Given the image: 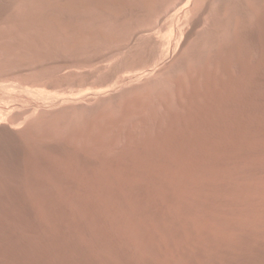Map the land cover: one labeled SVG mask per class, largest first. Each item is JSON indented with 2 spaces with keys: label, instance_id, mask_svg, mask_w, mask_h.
Masks as SVG:
<instances>
[{
  "label": "rangeland",
  "instance_id": "rangeland-1",
  "mask_svg": "<svg viewBox=\"0 0 264 264\" xmlns=\"http://www.w3.org/2000/svg\"><path fill=\"white\" fill-rule=\"evenodd\" d=\"M10 1L0 0V264H264V0H77L74 12L65 0Z\"/></svg>",
  "mask_w": 264,
  "mask_h": 264
},
{
  "label": "bare ground",
  "instance_id": "bare-ground-1",
  "mask_svg": "<svg viewBox=\"0 0 264 264\" xmlns=\"http://www.w3.org/2000/svg\"><path fill=\"white\" fill-rule=\"evenodd\" d=\"M1 1H2V0H1ZM9 1H10V0H9ZM13 1H14V0H13ZM30 1H31V0H30ZM33 1H34V0H32V3H30V4H33ZM35 1H36V0H35ZM66 1H71V0H65V2H64V1H63V2L66 3L70 9L73 8V12H74V9H77V6H79L78 3H80V0L78 1V3H76L77 0H76L75 2H74V1L66 2ZM89 1H93V0H89ZM184 1L187 2L186 4H188V3H190L191 0H183V2H184ZM202 1H203V0H202ZM204 1H205V0H204ZM206 1H207V0H206ZM4 2H7V0H6V1L4 0ZM10 2H11V1H10ZM21 2H22V1H21ZM21 2H19V3H21ZM36 2H37V1H36ZM42 2H43V1H42ZM85 2L87 3L88 1L86 0ZM97 2H98V1H97ZM99 2H100V1H99ZM99 2H98V4H100ZM102 2H103V1H102ZM178 2H179V1H178ZM180 2H181V1H180ZM183 2H182V4H185V2H184V3H183ZM253 2H254V1H253ZM19 3H18V4H19ZM23 3H24V2H23ZM23 3H22V5L25 6V4H23ZM38 3H39V2H38ZM64 3H62V4H64ZM83 3H84V2H83ZM90 3H91V2H90ZM90 3H89V5H90ZM94 3H95V2H94ZM94 3L92 2V4H94ZM105 3H106V2H105ZM203 3H204V2H203ZM0 4H1V3H0ZM3 4H5V3H3ZM9 4H10V3H9ZM15 4H16V3H15ZM27 4H28V3H27ZM30 4H29V7H30ZM66 4H64V6H66ZM84 4H85V3H84ZM102 4H104V3H102ZM176 4H177V3H176ZM42 5H43V4H42ZM85 5H86V4H85ZM85 5L82 4V6H85ZM89 5H86V6H89ZM100 5H101V4H100ZM106 5H108V4H106ZM106 5H104V6H106ZM178 5H180V3H179ZM4 6H6V5H4ZM4 6H3V7H4ZM20 6H21V4H20ZM26 6H28V5H26ZM31 6H32V5H31ZM38 6H39V5H38ZM43 6H44V5H43ZM64 6H63V7H64ZM86 6H85V8H86ZM90 6H92V5H90ZM94 6H95V4H94ZM94 6H93V7H94ZM202 6L204 7V4H203ZM3 7H1V5H0V12L3 10ZM8 7H11V5L8 6ZM8 7H7V8H8ZM21 7H22V6H21ZM33 7H34V5H33ZM46 7H47V5H46ZM63 7H62V8H63ZM93 7H92V8H93ZM97 7H98V6H97ZM102 7H103V6H102ZM177 7H178V6H177ZM4 8L6 9V7H4ZM42 8H43V7H42ZM42 8H41V9H42ZM62 8H61V9H62ZM64 8H67V7H64ZM98 8H99V7H98ZM98 8H97V9H98ZM173 8H174V7H173ZM5 9H4V10H5ZM38 9H40V6H39ZM70 9H68V10H70ZM100 9H104V7L101 8V6H100L99 10H100ZM184 9H185V8H184ZM201 9H202V8H201ZM7 10H8V9H7ZM49 10H50V9H49ZM49 10H48V8H47V9H45L44 12H45L46 16H48V19H49V17H50V22H51V18H52V14H53V13L50 12L51 10H50V11H49ZM104 10H105V9H104ZM106 10H107V9H106ZM28 11H29V10H28ZM80 11H81V9H80ZM88 11H89V10H88ZM102 11H103V10H102ZM195 11H196V10H195ZM262 11H263V10H262ZM39 12H40V11H39ZM42 12H43V11H42ZM166 12H167V14H168V10H167ZM37 13H38V12H37ZM51 13H52V14H51ZM83 13L85 14V12H83ZM89 13H90V12H89ZM212 13H213V12H212ZM259 13H260V11H259ZM35 14H36V13H35ZM56 14H58V12H57ZM65 14H66V12H65ZM74 14H75V13H74ZM90 14H91V13H90ZM96 14H98V13H96ZM100 14H101V13H100ZM188 14H189V13H188ZM21 15H22V14H21ZM28 15H29V13H28ZM31 15H32V17H33V14H31ZM42 15H43V14H42ZM61 15H62V14H61ZM61 15H60V16H61ZM72 15H73V14H72ZM165 15H166V14H165ZM184 15H185V14H184ZM201 15H202V14H201ZM209 15H210V14H209ZM262 15H263V14H262ZM53 16H54V15H53ZM64 16H65V15H64ZM84 16H85V15H84ZM97 16H98V15H97ZM101 16H102V15H101ZM36 17H37V16H36ZM43 17H44V16H43ZM55 17H57V16L55 15ZM58 17H59V16H58ZM58 17L55 18L57 24L59 23L60 26H61V25H63V26L66 25V23L63 21L64 19L62 20V19H60V18H58ZM67 17L70 18L69 16H67ZM89 17H90V16H89ZM98 17H99V16H98ZM189 17H190V15H189ZM46 18H47V17H46ZM78 18H79V17H78ZM99 18H100V17H99ZM102 18H103V17H102ZM102 18H100V19H102ZM22 19H23V18H22ZM22 19H21V21H22ZM30 19H31V18H30ZM38 19H39V18H38ZM53 19H54V18H52V20H53ZM76 19H77V18H76ZM89 19H90V18H89ZM94 19H95V18H94ZM96 19H97V18H96ZM163 19H164V18H163ZM182 19H183V18H182ZM187 19H188V18H187ZM44 20H46V19L44 18ZM77 20H78V19H77ZM80 20H81V19H80ZM160 20H161V19H160ZM184 20H185V19H184ZM191 20H192V19H191ZM257 20H258V19H257ZM9 21H10V20H9ZM69 21H70V20H69ZM92 21H93V20H92ZM92 21H91V22H92ZM100 21H101V20H100ZM100 21H99V22H100ZM193 21H194V20H193ZM254 21H256V20H254ZM22 22H23V21H22ZM26 22H27V21H26ZM44 22H45V21H44ZM72 22H73V21H72ZM76 22H77V21H76ZM86 22H89V21L86 20ZM99 22H98V23H99ZM102 22H103V21H102ZM159 22H160V21H159ZM171 22H172V21H170V23H171ZM196 22H197V21H196ZM33 23H34V22H33ZM95 23H96V22H95ZM172 23H173V22H172ZM185 23H186V22H185ZM185 23H184V24H185ZM199 23H200V22H199ZM256 23H257V22H256ZM48 24H49V22H48ZM59 24H58V25H59ZM71 24H72V23H71ZM81 24H82V23H81ZM96 24H97V23H96ZM99 24H100V23H99ZM158 24H159V23H158ZM227 24H228V23H227ZM227 24H226V25H227ZM254 24H255V23H254ZM6 25H7V24H6ZM25 25H27V24H25ZM46 25H47V24H46ZM49 25H50V24H49ZM83 25H84V24H83ZM169 25H170V24H169ZM179 25H180V24H179ZM257 25H258V24H257ZM257 25H255V26H257ZM262 25H263V24H262ZM7 26H9V25H7ZM7 26H6V27H7ZM28 26H29V25H28ZM35 26H36L35 28H38V26H37L36 24H35ZM53 26H54V25H53ZM53 26H52V27H53ZM158 26H159V25H158ZM163 26H164V25H163ZM23 27H24V26H23ZM33 27H34V26H33ZM48 27H49V26H48ZM172 27H173V25H172ZM177 27H178V26H177ZM191 27H192V26H191ZM259 27H261V26H259ZM259 27H258V29H259ZM54 28H55V26H54ZM69 28H71V26H70ZM189 28H190V27H189ZM44 29H45V28H43V30H44ZM60 29H61V28H60ZM73 29H74V28H73ZM155 29H156V28H155ZM157 29H158V28H157ZM179 29H180V28H179ZM187 29H188V27H187ZM192 29H194V28H192ZM244 29H245V28H244ZM258 29H257V31H258ZM37 30H38V29H37ZM37 30H36V31H37ZM50 30H51V29H50ZM61 30H62V29H61ZM162 30H163V28H162ZM190 30H191V29H190ZM262 30H263V29H262ZM9 31H10V30H9ZM40 31H41V29H40ZM44 31H46V30H44ZM71 31H72V30H71ZM163 31H164V30H163ZM180 31H181V30H180ZM185 31H186V30H185ZM248 31H249V30H248ZM259 31H260V30H259ZM7 32H8V30H7ZM22 32H23V30H22ZM27 32H28V31H27ZM37 32H39V31H37ZM46 32H48V31H46ZM51 32H52V31H51ZM65 32H66V31H65ZM165 32H166V31H165ZM183 32H184V29H183ZM189 32H190V31H189ZM35 33H36V32H35ZM35 33H34V34H35ZM44 33H45V32H44ZM44 33H43V35H44ZM53 33H54V32H53ZM66 33H67V32H66ZM71 33H72V32H71ZM78 33H80V31H79ZM170 33H171V32H170ZM181 33H182V32H181ZM22 34H23V33H22ZM29 34H30V33H29ZM47 34H48V33H47ZM47 34H46V35H47ZM50 34L52 35V33H50ZM54 34H55V33H54ZM73 34H74V33H73ZM101 34H102V33H101ZM171 34H172V33H171ZM188 34H189V33H187V35H188ZM252 34H253V33H252ZM8 35H9V34H8ZM37 35H38V34H37ZM40 35H42V34L39 33V36H40ZM48 35H49V34H48ZM51 35H49V36H51ZM64 35H65V33L63 34V36H64ZM71 35H72V34H70V36H71ZM76 35H77V34H76ZM78 35H80V34H78ZM98 35H100V34H98ZM181 35H182V34H181ZM246 35H247V34H246ZM254 35H255V34H254ZM24 36H25V35H24ZM26 36H27V35H26ZM35 36H36V34H35ZM55 36H56V35H55ZM55 36H54V37L52 36V37L55 38ZM63 36H62V37H63ZM74 36H75V35H74ZM101 36H102V35H101ZM101 36H100V37H101ZM137 36H138V35H137ZM185 36H186V35H185ZM228 36H229V35H228ZM263 36H264V35H263ZM9 37H11V36H9ZM29 37H30V36H29ZM31 37H32V36H31ZM67 37H68V36H67ZM102 37H103V36H102ZM168 37H169V36H168ZM186 37H187V36H186ZM186 37H185V38H186ZM222 37H223V36H222ZM244 37H245V36H244ZM248 37H250V36H248ZM32 38H34V37H32ZM32 38H30V39H32ZM36 38H37V37H36ZM38 38H39V37H38ZM50 38H51V37H50ZM94 38H95V37H94ZM138 38H140V37H138ZM169 38H170V37H169ZM225 38H226V40H227L228 37L225 36ZM251 38H252V37H251ZM22 39H23V37H22ZM42 39H43V38H42ZM44 39H45V37H44ZM62 39H63V38H62ZM64 39H65V38H64ZM67 39H68V38H67ZM92 39H93V37H92ZM99 39H101V38H99ZM102 39H103V38H102ZM141 39H142V38H141ZM247 39H248V38H247ZM249 39H250V38H249ZM263 39H264V38H263ZM32 40L34 41V39H32ZM47 40H48V39H47ZM55 40H56V39H55ZM95 40H96V39H95ZM152 40H153V39H151V40L149 39V40H148V43H149V41H152ZM181 40H182V39H181ZM216 40H219V41H220L219 37H218V39H216ZM223 40H224V39H223ZM252 40H253V39H252ZM21 41H22V40H21ZM35 41H36V40H35ZM35 41H34V43H35ZM37 41H38V39H37ZM40 41H41V40H40ZM40 41H39V43H40ZM42 41H43V40H42ZM53 41H54V40H53ZM100 41H101V40H100ZM142 41H143V40H141V42H142ZM144 41H146V40H144ZM221 41H222V39H221ZM224 41H225V40H224ZM49 42H50V40H49ZM51 42H52V41H51ZM55 42H57V40H56ZM55 42H54V44H55ZM137 42H139V39H138ZM181 42H182V41H181ZM255 42H256V41H255ZM9 43H10V42H9ZM34 43H33V44H34ZM36 43H37V42H36ZM41 43H42V42H41ZM57 43H60V42H57ZM100 43H102V41H101ZM134 43H135V42H134ZM134 43H133V44H134ZM142 43H143V42H142ZM150 43H151V42H150ZM152 43H153V44H152L153 46H150V47H153V48H154V46H155V45H154V42H152ZM155 43H156V42H155ZM167 43H168V42H167ZM196 43H197V42H196ZM226 43H227V42H226ZM259 43H260V42H259ZM21 44H22V43H21ZM25 44H27L26 47H28V44H30V47H31V42H30V43H26V41H25ZM45 44H46V43H45ZM139 44H140V43H139ZM139 44H138V45H139ZM146 44H147V42H146L144 45L146 46ZM260 44H261V43H260ZM22 45H24V44H22ZM34 45H36V44H34ZM39 45H40V44H39ZM102 45H103V44H102ZM149 45H150V44H149ZM163 45H164V44H163ZM195 45H196V44H195ZM226 45H227V44H225V46H226ZM258 45H259V44H258ZM19 46H20V45H19ZM32 46H33V45H32ZM166 46H168V45L166 44ZM230 46H231V45H230ZM261 46H262V45H261ZM263 46H264V45H263ZM33 47H34V46H33ZM33 47H32V48H33ZM40 47L42 48L41 45H40ZM40 47H37V48L40 49ZM134 47H135V46H134ZM141 47H142V46H141ZM147 47H149V46H147ZM214 47H215V45H214ZM214 47H211V48H214ZM256 47H257V46H256ZM20 48H21V47H20ZM22 48H23V47H22ZM35 48H36V46H35ZM138 48H140V47H138ZM162 48H163V47H162ZM47 49H48V51H50L51 48H50V49L47 48ZM144 49H145V48H144ZM144 49L141 50V51H144ZM148 49H149V48H148ZM164 49H165V48H164ZM177 49H178V48H177ZM215 49H216V48H215ZM227 49H228V47H227ZM255 49H256V48H255ZM258 49H259V48H258ZM16 50H17V49H16ZM16 50H15V51H16ZM20 50H22V49H20ZM20 50H19V51H16V52L19 53ZM25 50H28V48L25 49ZM31 50H32V49H31ZM36 50H37V49H36ZM44 50H45V49H44ZM154 50H155V49H153V51H152V49H151L149 52L152 51V53H153ZM221 50H222V49H221ZM256 50H257V49H256ZM256 50H255V51H256ZM56 51H57V50H56ZM214 51H215V50H214ZM261 51H264V49L260 50V52H261ZM2 52H3V51H2ZM22 52H23V53L25 52V51H24V48H23V50H22L20 53H22ZM31 52H32V51H31ZM38 52H39V51H38ZM50 52H51V51H50ZM50 52H48V53H50ZM128 52H129V51H128ZM139 52H140V51H138V53H139ZM145 52H146V49H145ZM176 52H177V50H176ZM196 52H197V51H196ZM212 52H213V51H212ZM260 52H259V53H260ZM23 53H22V54H23ZM46 53H47V51H46ZM138 53H137V54H138ZM143 53H144V52H143ZM193 53H194V52H193ZM27 54L30 55L31 53L29 54V52H27ZM39 54H40V53H39ZM43 54H44V53H43ZM50 54H51V53H50ZM53 54H54V53H53ZM124 54H125V53H124ZM133 54H134V53H133ZM135 54H136V53H135ZM135 54H134V55H135ZM141 54H142V53H141ZM141 54L139 55V57L142 56ZM160 54H161V52H160ZM177 54H178V53H177ZM249 54H251V52H249ZM253 54H255V53H253ZM257 54H258V52H256V56H257ZM263 54H264V53H263ZM19 55H20V54H19ZM24 55H25V53H24ZM28 55H27V56H28ZM126 55H127V54H126ZM129 55H130V54H129ZM143 55H144V54H143ZM154 55H155V53H154ZM154 55H153V56H154ZM198 55H199V54H198ZM211 55H212V54H211ZM214 55H215V54H214ZM239 55H240V54H239ZM239 55H238V56H239ZM247 55H248V54H247ZM25 56H26V55H25ZM25 56H24V59H26ZM38 56H40V55H38ZM41 56H42V55H41ZM41 56H40V57H41ZM43 56L46 57L45 54H44ZM175 56H176V55H175ZM175 56H174V57H175ZM199 56H200V55H199ZM199 56H198V57H199ZM219 56H220V55H219ZM242 56H243V55H242ZM263 56H264V55H263ZM28 57H29V56H28ZM28 57H27V58H28ZM36 57H37V56H36ZM47 57H48V56H47ZM128 57H129V56H128ZM131 57H132V55H131ZM137 57H138V56H137ZM143 57H144V56H143ZM243 57H244V56H243ZM252 57H253V56H252ZM254 57H255V56H254ZM259 57H260V56H259ZM52 58H53V57H52ZM55 58H57V57H55ZM129 58H130V57H129ZM132 58H133V57H132ZM132 58H131V59H132ZM141 58H142V57H141ZM146 58H147V56H146ZM214 58L216 59V57H214ZM236 58H237V57H236ZM240 58H241V57H239V59H240ZM256 58H258V57H256ZM260 58H261V57H260ZM28 59H30V58H28ZM31 59H32V58H31ZM36 59H38V61H39V58H36ZM43 59H44V58H43ZM49 59H50V58H49ZM120 59H121V58H120ZM134 59H135V57H134ZM144 59H145V58H144ZM148 59H149V58H148ZM159 59H160V58H159ZM230 59H231V58H230ZM234 59H235V58H234ZM241 59H242V58H241ZM46 60H48V58H46ZM102 60H103V59H102ZM135 60H137V59H135ZM138 60H140V59H138ZM138 60H137V61H138ZM142 60H143V59H142ZM151 60L154 61V59H151ZM168 60H169V59H168ZM244 60H246V59H244ZM258 60H259V59H258ZM260 60H261V59H260ZM260 60H259V61H260ZM22 61H23V60H22ZM29 61H30V60H29ZM32 61H33V59H32ZM40 61H41V60H40ZM40 61H39V62H40ZM50 61H51V60H50ZM56 61H58V58H57ZM129 61H130V59H129ZM149 61H150V60H149ZM149 61H148V62H149ZM153 61H152V62H153ZM261 61H262V60H261ZM261 61H260V62H261ZM20 62H21V61H20ZM23 62H24V61H23ZM47 62H48V61H46L45 63H47ZM58 62H59V61H58ZM63 62H64V61H63ZM101 62H102V61H101ZM101 62H100V63H101ZM118 62H119V61H118ZM134 62H135V61H134ZM134 62H133V63H134ZM138 62H139V61H138ZM141 62H142V61H141ZM141 62H140V63H141ZM143 62H144V61H143ZM156 62H157V61H156ZM235 62H237V61H234V63H235ZM28 63H29V62H28ZM36 63H38V62H36ZM42 63H44V62H42ZM42 63L40 62V64H42ZM115 63H116V62H115ZM122 63L124 64V62H122ZM133 63H132V64H133ZM140 63H139V64H140ZM145 63H146V62H145ZM242 63H243V62H242ZM251 63H252V62H251ZM251 63H250V64H251ZM253 63H254V62H253ZM263 63H264V62H263ZM26 64H27V62H26ZM32 64H33V62H32ZM40 64H39V67H40ZM48 64H49V63H48ZM54 64H55V63H54ZM83 64H85V63H83ZM86 64H87V63H86ZM89 64H90V63H89ZM136 64H137V63H136ZM152 64H154V63H152ZM228 64H229V63H228ZM239 64H240V63H239ZM246 64H247V63H246ZM255 64H256V63H255ZM15 65H16V63H15ZM72 65H74V64H72ZM87 65H88V64H87ZM125 65H126V64H125ZM129 65H130V64H129ZM145 65H146V64H145ZM233 65H234V67H235V64H233ZM252 65H253V64H252ZM259 65H260V63H259ZM259 65H257V66H259ZM21 66H22V65H21ZM27 66L29 67V65H27ZM57 66H58V65H57ZM68 66H69V65H67V69H68ZM70 66H71V65H70ZM82 66H83V65H82ZM82 66H81L80 68H82ZM93 66H94V65H93ZM139 66H140V65H139ZM149 66H150V65H149ZM153 66H154V65H153ZM229 66H230V65H229ZM236 66H237V65H236ZM244 66H245V65H244ZM244 66H243V67H244ZM263 66H264V65H263ZM263 66H262V67H263ZM18 67H19V65H18ZM22 67H23V66H22ZM41 67H42V66H41ZM48 67H49V66H48ZM78 67H79V65H78ZM83 67H87V66L85 65V66H83ZM101 67H102V66H101ZM114 67H115V66H114ZM151 67H152V66H151ZM245 67H246V66H245ZM247 67H248V66H247ZM253 67H254V66H253ZM259 67H260V66H259ZM34 68H35V67H34ZM42 68H44V67H42ZM53 68H55V67H53ZM56 68H57V67H56ZM63 68H64V67H63ZM72 68H77V67H72ZM80 68H79V69H80ZM87 68H88V67H87ZM115 68H116V67H115ZM141 68H142V66H141ZM232 68H233V67H232ZM249 68H250V67H249ZM14 69H15V68H14ZM19 69H20V68H19ZM23 69H24V68H23ZM25 69H27L26 66H25ZM39 69H40V68H39ZM49 69H50V68H49ZM49 69H48V70H49ZM58 69H59V68H58ZM60 69H61V68H60ZM83 69H84V68H83ZM96 69H97V68H96ZM102 69H103V70H101V68H100L99 70H100V71H104V70H105L104 68H102ZM111 69H112V68H111ZM136 69H137V68H136ZM138 69H140V67H139ZM138 69H137V70H138ZM150 69H152V68H150ZM205 69H206V68H205ZM229 69H231V68H229ZM258 69L261 70V68H258ZM263 69H264V68H263ZM20 70H21V69H20ZM41 70H42V69H41ZM41 70H40V72H41ZM45 70H47V69H45ZM50 70H52V69H50ZM54 70H55V69H54ZM56 70H57V69H56ZM97 70H98V69H97ZM109 70H110V69H109ZM112 70H113V69H112ZM115 70H116V69H115ZM117 70H118V68H117ZM124 70L126 71L127 68L124 69ZM137 70H135V71H137ZM209 70H210V69H209ZM247 70H248V69H247ZM16 71H18L17 68H16ZM36 71H37V70H36ZM38 71H39V70H38ZM42 71H44V69H43ZM73 71H75V69H74ZM86 71H87V70H86ZM90 71H92V70H90ZM90 71H88L89 74H90ZM106 71H108V70H106ZM113 71H114V70H113ZM135 71H134V72H135ZM140 71H141V70H140ZM144 71H146V70H144ZM230 71H233V70H230ZM50 72H53V71H50ZM58 72H59V71H58ZM76 72L78 73L77 70H76ZM76 72H74V73H76ZM94 72H96V71H94ZM118 72H119V71H118ZM121 72H122V71H121ZM233 72H235V71H233ZM241 72H242V71H241ZM247 72L250 73V71H247ZM260 72H261V71H260ZM9 73H10V72H9ZM12 73H14V72H12ZM60 73H61V72H60ZM65 73H66V72H65ZM84 73H85V72H84ZM109 73H110V72H109ZM129 73H131V70H130ZM144 73H145V72H144ZM204 73H205V72H204ZM207 73H208V72H207ZM207 73H206V74H207ZM218 73H219V71H218ZM218 73H216V75H217ZM229 73H230V72H229ZM231 73H232V72H231ZM242 73H243V72H242ZM249 73H248V74H249ZM256 73H257V72H256ZM52 74H53V73H52ZM52 74H51V75H52ZM71 74H73V72H72ZM71 74H70V75H71ZM85 74H86V73H85ZM95 74H96V73H95ZM95 74H93V75L95 76ZM106 74H107V72H106ZM111 74H112V73H111ZM124 74L126 75V73H124ZM220 74H221V73H220ZM224 74H225V73H224ZM237 74H238V73H237ZM244 74H245V73H244ZM28 75H29V74H28ZM28 75H27V76H28ZM30 75H31V74H30ZM30 75H29V76H30ZM60 75H61V74H60ZM70 75H69V76H70ZM75 75H76V74H75ZM75 75H72V76H75ZM77 75H78V74H77ZM93 75L91 74V76H93ZM102 75H103V74H102ZM107 75L109 76V74H107ZM128 75H129V74H128ZM207 75H208V74H207ZM210 75H211V74H210ZM229 75H230V74H229ZM229 75H227V76H229ZM235 75H236V74H235ZM256 75H257V74H256ZM256 75H255V76H256ZM258 75H260V74H258ZM263 75H264V74H263ZM19 76H20V75H19ZM56 76H57V75H56ZM64 76H65V75H64ZM64 76H62V78H63ZM81 76H82V74H81ZM88 76H89V75H88ZM105 76H106V75H105ZM108 76H107V77H108ZM113 76H114V75H113ZM201 76H202V75H201ZM233 76H234V75H233ZM244 76H245V75H244ZM246 76H247V75H246ZM6 77H8V76H6ZM6 77H5V78H6ZM13 77H14V76H13ZM22 77H23V76H22ZM22 77H21V78H22ZM40 77L42 78V76H40ZM45 77H46V76H45ZM45 77H44V79H45ZM47 77H50V75L47 76ZM51 77H52V76H51ZM84 77H85V75H84ZM196 77H197V76H196ZM217 77H219V76H217ZM223 77H225V79H226V76H223ZM229 77H230V76H229ZM234 77H235V76H234ZM258 77H259V76H258ZM258 77H257V78L254 77L255 80H259ZM8 78H9V77H8ZM26 78H27V77H26ZM57 78H59V77H57ZM86 78H87V77H86ZM90 78H91V77H90ZM99 78H100V75H99ZM102 78H103V77H102ZM110 78H111V77H110ZM113 78H114V77H113ZM113 78H112V80H113ZM215 78H216V77H215ZM240 78H242V77H240ZM246 78H247V77H246ZM9 79H10V78H9ZM24 79H25V78H23V81H24ZM32 79H33V78H32ZM53 79H54V78H53ZM55 79H56V77H55ZM55 79H54V80H55ZM92 79H94V78H92ZM216 79H218V78H216ZM235 79H236V78H235ZM252 79H253V77H252ZM1 80H2V79H1ZM33 80H34V79H33ZM35 80H36V79H35ZM39 80H40V79H39ZM46 80H47V78H46ZM54 80H53V81H54ZM62 80H64V79H62ZM62 80H61V81H62ZM84 80H85V79H84ZM86 80L89 81L88 79H86ZM86 80H85V82H86ZM99 80H100V79H99ZM99 80L95 81L94 84H95L96 82H98ZM102 80H104V79H102ZM102 80H101V81H102ZM114 80H115V79H114ZM195 80H196V79H195ZM201 80H202V79H201ZM205 80H206V79H205ZM226 80H227V79H226ZM245 80H246V79H245ZM253 80H254V79H253ZM14 81H15V80H14ZM23 81H22V82H23ZM49 81H50V79H49ZM51 81H52V80H51ZM90 81H91V80H90ZM105 81H106V79H105ZM215 81H216V80H215ZM219 81H220V79H219ZM224 81H225V80H224ZM234 81H235V80H234ZM26 82H27V81H26ZM28 82H29V81H28ZM28 82H27V83H28ZM46 82H47V81H46ZM56 82H57V81H56ZM56 82H54V83H56ZM66 82H67V81H66ZM68 82H70V81H68ZM92 82H93V81H92ZM106 82H108V81H106ZM197 82H198V81H197ZM202 82H203V81H202ZM209 82H210V81H209ZM221 82H222V81H221ZM241 82H244V81L241 80ZM262 82H263V81H262ZM4 83H5V82H4ZM9 83H10V82H9ZM24 83H25V82H24ZM31 83H33V82H31ZM37 83H38V80H37ZM61 83H62V82H61ZM73 83H75V82H73ZM99 83H101V82H99ZM108 83H109V82H108ZM2 84H3V83H2ZM40 84H41V83H40ZM46 84H47V83H46ZM49 84H50V82H49ZM57 84H58V83H57ZM57 84H56V86H57ZM66 84H67V83H66ZM200 84H201V83H200ZM227 84H228V83H227ZM13 85H14V84H13ZM15 85H16V84H15ZM29 85H30V84H29ZM47 85H48V84H47ZM51 85H52V83H51ZM61 85H62V84H61ZM69 85H70V84H69ZM77 85H78V83H77ZM82 85H83V84H82ZM87 85H88V83H87ZM129 85H130V84H129ZM220 85H222V84H220ZM225 85H226V84H225ZM237 85H238V84H237ZM239 85H240V81H239ZM243 85H244V84H243ZM247 85H248V82H247ZM261 85H262V84H261ZM7 86H8V84H7ZM16 86H17V85H16ZM18 86H19V85H18ZM18 86H17V87H18ZM39 86H40V85H39ZM41 86H44V85L41 84ZM65 86H66V85H65ZM71 86H73V85H71ZM80 86H81V85H80ZM98 86H100V85H98ZM103 86H104V84H103ZM107 86H108V85H107ZM107 86L105 85L106 88H108ZM126 86H127V85H126ZM200 86H201V85H200ZM223 86H224V85H223ZM223 86H222V87H223ZM229 86H230V84H229ZM254 86H256V85H254ZM254 86H253V87H254ZM259 86H260V85H259ZM1 87H2V86H1ZM10 87H11V86H10ZM17 87H15V89H16ZM21 87H22V86H21ZM29 87H30V86H29ZM29 87H28V88H29ZM35 87H38V86L35 85ZM46 87H48V86H46ZM51 87H52V86H51ZM61 87H62V86H61ZM63 87H64V86H63ZM201 87H202V86H201ZM227 87H228V85H227ZM227 87H225V88H227ZM245 87H246V86H245ZM2 88H4V87H2ZM41 88H42V87H41ZM103 88H104V87H103ZM106 88H105V89H106ZM194 88H195V87H194ZM251 88H252V87H251ZM251 88H250V89H251ZM257 88H258V86H257ZM260 88H261V87H260ZM262 88H263V87H262ZM262 88H261V89H262ZM13 89H14V87H13ZM20 89H22V88H20ZM35 89H37V88H35ZM47 89H48V88H47ZM53 89H54V88H53ZM60 89H61V88H60ZM231 89H232V88H231ZM25 90H26V88H25ZM30 90L32 91V89H30ZM41 90H42V89H41ZM54 90H56V89H54ZM110 90H111V89H110ZM193 90H194V89H193ZM225 90H226V89H225ZM243 90H244V89H243ZM245 90H246V88H245ZM258 90H259V89H258ZM12 91H13V90H12ZM28 91H29V89H28ZM42 91H43V90H42ZM62 91H63V89H62ZM98 91H99V90H98ZM102 91H103V90H101V92H102ZM220 91H221V90H220ZM229 91H230V90H229ZM232 91H233V90H232ZM249 91H250V90H249ZM252 91H253V90H252ZM260 91H261V90H260ZM263 91H264V90H263ZM64 92H65V90H64ZM187 92H188V91H187ZM208 92H209V90H208ZM35 93H37V92H35ZM85 93H86V92H85ZM188 93H189V92H188ZM203 93H204V92H203ZM250 93H251V92H250ZM256 93H257V92H256ZM259 93H260V92H259ZM259 93H258V95H259ZM87 94H88V93H87ZM87 94H86V95H87ZM89 94H90V91H89ZM218 94H219V93H218ZM233 94H234V93H233ZM260 94H261V93H260ZM80 95H82V94H80ZM215 95H216V94H215ZM235 95H236V94H235ZM262 95H263V94H262ZM29 96L32 97L31 95H29ZM83 96H84V95H83ZM187 96H188V95H187ZM233 96H234V95H233ZM247 96H248V95H247ZM61 97H62V96H61ZM81 97H82V96H81ZM216 97H217V96H216ZM248 97H249V96H248ZM248 97H247V98H248ZM254 97H255V96H254ZM254 97H253V98H254ZM185 98H186V97H185ZM194 98H195V97H194ZM227 98H228V97H227ZM260 98H261V97H260ZM191 99H192V98H191ZM204 99H205V98H204ZM228 99H229V98H228ZM257 99H259V97H258ZM49 100H50V99H49ZM187 100H188V99H187ZM202 100H203V99H202ZM230 100H231V98H230ZM254 100H255V99H254ZM196 101H197V100H196ZM196 101H195V102H196ZM203 101H204V100H203ZM247 101H248V100H247ZM76 102H77V101H76ZM189 102H190V101H189ZM213 102H214V101H213ZM230 102H231V101H230ZM192 103H193V102H192ZM197 103H198V102H197ZM235 103H236V102H235ZM231 104H232V103H231ZM244 104H245V102H244ZM254 104H255V103H254ZM254 104H253V105H254ZM259 104H260V103H259ZM262 104H263V103H262ZM51 105H52V104H51ZM185 105H186V104H185ZM233 105H234V104H233ZM253 105L251 104V107H252ZM260 105H261V104H260ZM188 106H189V105H188ZM206 106H207V105H206ZM216 106H217V105H216ZM254 106H255V105H254ZM194 107H195V106H194ZM209 107H210V106H209ZM203 108H204V107H203ZM234 108H235V106H234ZM241 108H242V106H241ZM245 108H246V107H245ZM260 108L264 109L262 106H260ZM180 109H181V108H180ZM183 109H184V108H183ZM181 110H182V109H181ZM193 110H194V109H193ZM201 110H202V109H201ZM225 110H226V109H225ZM232 110H233V109H232ZM194 111H196V109H195ZM209 111H210V110H209ZM251 111H252V110H251ZM258 111H259V110H258ZM236 112H237V110H236ZM236 112H235V113H236ZM238 112H239V111H238ZM195 113H196V112H195ZM263 113H264V112H263ZM196 114H197V113H196ZM227 114H228V113H227ZM232 114H233V113H232ZM259 114H260V113H259ZM222 115H223V114H222ZM262 115H263V114H262ZM187 116H189V115H187ZM196 116H197V115H196ZM237 116H238V115H237ZM249 116H250V115H249ZM191 117H193V116H191ZM215 117H216V116H215ZM245 117H246V116H245ZM253 117H254V116H253ZM260 117H261V115H260ZM181 118H182V117H181ZM194 118H195V117H194ZM225 118H227V117H225ZM191 119H192V118H191ZM199 119H200V118H199ZM206 119H207V118H206ZM222 119H224V118H222ZM247 119H248V118H247ZM201 120H202V119H201ZM226 120H227V119H226ZM245 120H246V119H245ZM248 120H249V119H248ZM189 121H190V120H189ZM194 121H195V120H194ZM198 121H199V120H198ZM205 121H206V120H205ZM259 121H261V120H259ZM262 121H263V120H262ZM262 121H261V122H262ZM200 122H201V121H200ZM216 122H217V121H216ZM229 122H230V121H229ZM235 122H236V121H235ZM243 122H245V121H243ZM254 122H255V121H254ZM256 122H257V121H256ZM203 123H204V122H203ZM218 123H219V122H218ZM248 123H250V121H249ZM197 124H198V123H197ZM206 124H207V123H206ZM222 124H223V123H222ZM228 124H229V123H228ZM246 124H247V123H246ZM253 124H254V123H253ZM257 124H258V123H257ZM209 125H210V124H209ZM229 125H230V124H229ZM244 125H245V124H244ZM251 125H252V124H251ZM202 126H203V125H202ZM234 126H235V125H234ZM242 126H243V125H242ZM258 126H260V125H258ZM220 127H222V126H220ZM252 127H253V126H252ZM255 127H256V126H255ZM195 128H196V127H195ZM203 128H206V127H203ZM230 128H233V126L230 127ZM234 128H235V127H234ZM239 128H240V127H239ZM179 129L181 130V128H179ZM184 129H185V128H184ZM206 129H208V128H206ZM211 129H212V128H211ZM236 129H237V128H236ZM259 129H260V128H259ZM189 130H190V129H189ZM223 130H224V129H223ZM193 131H194V130H193ZM230 131H231V130H230ZM239 131H240V130H239ZM242 131H243V130H242ZM252 131H253V130H252ZM163 132H164V131H163ZM236 132H237V131H236ZM182 133H183V131H182ZM204 133H205V132H204ZM216 133H217V132H216ZM219 133H220V132H219ZM224 133H225V132H224ZM233 133H234V132H233ZM244 133H246V132H244ZM256 133H257V132H256ZM258 133H259V132H258ZM258 133H257V134H258ZM174 134H175V133H174ZM185 134H187V133H185ZM191 134H192V133H191ZM210 134H211V133H210ZM210 134H209V135H210ZM221 134H222V133H221ZM249 134H250V132H249ZM253 134H254V133H253ZM261 134H262V133H261ZM202 135H203V134H202ZM202 135H201V136H202ZM214 135H215V134H214ZM225 135H226V134H225ZM239 135H240V134H239ZM250 135H251V134H250ZM250 135H248V136H250ZM263 135H264V134H263ZM183 136H184V135H183ZM14 137H15V136H14ZM167 137H168V136H167ZM173 137H174V136H173ZM211 137H212V136H211ZM218 137H219V136H218ZM253 137L255 138V136H253ZM182 138H183V137H182ZM190 138H191V137H190ZM194 138H195V137H194ZM239 138H240V137H239ZM239 138H238V139H239ZM260 138H261V137H260ZM174 139H175V138H174ZM184 139H185V138H184ZM208 139H209V138H208ZM247 139H248V138H247ZM168 140H169V139H168ZM189 140H190V139H189ZM197 140H198V139H197ZM229 140H230V139H229ZM241 140H242V139H241ZM172 141H173V138H172ZM176 141H178V140H176ZM191 141H192V140H191ZM165 142H166V141H165ZM169 142H170V141H169ZM182 142H183V141H182ZM186 142H187V141H186ZM214 142H215V141H214ZM220 142H221V141H220ZM184 143H185V142H184ZM190 143H191V142H190ZM209 143H210V142H209ZM229 143H230V142H229ZM231 143H232V142H231ZM243 143H244V140H243ZM251 143H253V142H251ZM251 143H250V144H251ZM254 143H255V141H254ZM174 144H175V143H174ZM177 144H178V143H177ZM193 144H194V143H193ZM195 144H196V143H195ZM224 144H225V143H224ZM166 145H167V144H166ZM183 145H185V144H183ZM183 145H182V146H183ZM189 145H190V144H189ZM198 145H199V144H198ZM198 145H197V146H198ZM214 145H215V144H214ZM214 145H213V146H214ZM218 145H219V144H218ZM260 145H264V144H260ZM202 146H203V145H202ZM204 146H206V145H204ZM209 146H210V145H209ZM215 146H216V145H215ZM230 146H231V145H230ZM256 146H257V145H256ZM169 147H170V146H169ZM169 147H168V148H169ZM185 147H186V146H185ZM195 147H196V146H195ZM216 147H217V146H216ZM218 147H220V146H218ZM243 147H245V144H244ZM180 148H181V146H180ZM198 148H199V147H198ZM201 148H202V147H201ZM208 148H209V147H208ZM208 148H207V150H208ZM212 148H213V147H212ZM225 148H226V146H225ZM245 148H246V147H245ZM183 149H184V147H183ZM204 149H205V147H204ZM18 150H19V149H18ZM186 150H187V149H186ZM227 150H228V148H227ZM234 150H235V149H234ZM240 150H241V149H240ZM2 151H3V150H2ZM236 151H237V150H236ZM242 151H243V150H242ZM257 151H258V150H257ZM257 151H256V152H257ZM178 152H179V151H178ZM217 152H218V151H217ZM222 152H223V151H222ZM226 152H227V151H226ZM18 153H19V152H18ZM183 153H184V152H183ZM188 153H189V152H188ZM188 153H187V154H188ZM193 153H194V152H193ZM201 153H202V152H201ZM207 153H208V152H207ZM236 153H237V152H236ZM185 154H186V153H185ZM208 154H209V153H208ZM219 154H220V152H219ZM219 154H218V155H219ZM222 154H223V153H222ZM256 154H257V153H256ZM228 155H229V154H228ZM257 155H258V154H257ZM238 156H239V155H238ZM259 156H260V155H259ZM263 156H264V155H263ZM183 157H185V156H183ZM235 157H236V156H235ZM240 157H241V156H240ZM185 158H186V157H185ZM187 158H188V157H187ZM218 158H219V157H218ZM3 159H4V158H3ZM188 159H189V158H188ZM193 159H194V158H193ZM195 159H196V158H195ZM224 159H225V158H224ZM234 159H235V158H234ZM190 160H191V159H190ZM177 162H178V161H177ZM192 162H193V161H192ZM206 162H207V161H206ZM214 162H215V161H214ZM221 162H223V160H222ZM189 163H190V162H189ZM202 163H203V162H202ZM208 163H209V162H208ZM224 163L226 164V162H224ZM184 164H185V163H184ZM186 164H187V163H186ZM198 164H199V163H198ZM206 164H207V163H206ZM0 165H1V164H0ZM188 165H189V164H188ZM201 165H202V164H201ZM155 166H156V165H155ZM197 166H198V165H197ZM199 166H200V165H199ZM207 166H209V165H207ZM220 166H221V165H220ZM160 167H161V166H160ZM161 168H162V167H161ZM171 168H172V167H171ZM210 168H211V165H210ZM220 168H221V167H220ZM223 168H224V167H223ZM163 169H164V167H163ZM165 169H166V168H165ZM165 169H164V170H165ZM201 169H202V168H201ZM155 170H156V169H155ZM172 170H173V169H172ZM175 170H176V169H174V171H175ZM188 170H189V169H188ZM193 170H194V169H193ZM203 170H204V169H203ZM205 170H206V169H205ZM207 170H208V169H207ZM222 170H223V169H222ZM150 171H151V170H150ZM156 171H157V170H156ZM184 171H186V170H184ZM162 172H163V171H162ZM170 172H171V171H170ZM204 172H205V171H204ZM151 173H152V172H151ZM156 173H157V172H156ZM167 173H168V172H167ZM174 173H175V172H174ZM191 173H194V172L191 171ZM207 173H208V171H207ZM142 174H143V173H142ZM145 174H147V173H145ZM148 174H150V173H148ZM148 174H147V175H148ZM180 174H181V173H180ZM187 174H188V173H187ZM198 174H200V172H199ZM150 175H151V177H152V174H150ZM158 175H159V174H158ZM158 175H157V176H158ZM169 175H170V173H169ZM173 175H174V174H173ZM141 176H142V175H141ZM143 176H144V175H143ZM153 176H154V175H153ZM191 176H192V175H191ZM13 177H14V176H13ZM138 177H139V176H138ZM144 177H147V176H144ZM161 177H162V176H161ZM161 177H160V178H161ZM170 177H171V176H170ZM172 177H173V176H172ZM219 177H220V176H219ZM157 178H158V177H157ZM185 178H186V177H185ZM196 178H197V177H196ZM145 179H146V178H145ZM197 179H198V178H197ZM134 180H135V179H134ZM147 180H148V179H147ZM159 180H160V179H159ZM171 180H172V179H171ZM174 180H176V179L174 178ZM189 180H190V179H188L187 182H189ZM136 181H138V179H137ZM136 181H135V182H136ZM145 181H146V180H145ZM160 181H161V180H160ZM181 181H182V180H181ZM184 181H185V180H184ZM198 181H199V180H198ZM21 182H22V181H21ZM43 182H44V181H43ZM142 182H143V181H142ZM148 182H149V181H148ZM162 182H163V181H162ZM168 182H170V181H168ZM185 182H186V181H185ZM187 182H186V183H187ZM200 182H201V181H200ZM38 183H40V181H39ZM48 183H49V182H48ZM131 183H132V182H131ZM140 183H141V182H140ZM144 183H145V182H144ZM144 183H143V184H144ZM186 183L183 184V185H186ZM153 184H154V183H153ZM171 184L173 185V183H171ZM175 184H176V183H175ZM3 185H4V184H3ZM161 185H162V184H161ZM201 185H202V184H201ZM101 186H103V185H101ZM136 186H137V185H136ZM177 186H178V185H177ZM179 186H180V185H179ZM7 187H8V186H7ZM145 187H146V186H145ZM169 187H170V185H169ZM175 187H176V186H175ZM141 188L144 189V187H141ZM155 188H156V187H155ZM158 188H159V187H158ZM179 188H180V187H179ZM101 189H102V188H101ZM160 189H161V188H159V192H160ZM162 189H163V188H162ZM103 190H104V189H102V191H103ZM111 190H112V189H111ZM140 190H141V189H140ZM152 190H153V189H152ZM11 191H12V190H11ZM84 191H85V190H84ZM98 191H99V190H98ZM133 191H135V190H133ZM133 191H132V192H133ZM161 191H162V190H161ZM163 191H164V190H163ZM179 191H180V190H179ZM181 191H182V190H181ZM36 192H38V191H36ZM155 192H156V190H155ZM157 192H158V191H157ZM165 192H166V194H167V191H165ZM174 192H175V191H174ZM8 193H9V192H8ZM14 193H15V192H14ZM83 193H84V192H83ZM102 193H103V192H102ZM122 193H123V192H122ZM125 193H126V192H125ZM133 193H134V192H133ZM138 193H139V192H138ZM145 193H146V192H145ZM152 193H153V192H152ZM162 193H163V192H162ZM162 193H161V194H162ZM93 194H94V193H93ZM97 194H98V193H97ZM100 194H101V193H100ZM108 194H109V193H108ZM126 194H127V193H126ZM156 194H157V193H156ZM166 194H165V195H166ZM22 195H23V194H22ZM116 195H117V194H116ZM131 195H132V194H131ZM131 195H129V196H131ZM133 195H134V194H133ZM137 195H138V194H137ZM137 195H136V196H137ZM157 195H158V194H157ZM163 195H164V194H163ZM163 195H162V196H163ZM20 196H21V195H20ZM82 196H83V195H82ZM88 196H89V195H88ZM90 196H91V195H90ZM90 196H89V198H90ZM114 196H115V194H114ZM119 196H120V195H119ZM124 196H126V195H124ZM142 196H143V195H142ZM158 196H159V195H158ZM160 196H161V195H160ZM160 196H159V197H160ZM5 197H6V196H5ZM21 197H22V196H21ZM39 197H40V196H39ZM100 197H101V196H100ZM117 197H118V196H117ZM117 197H116V198H117ZM132 197H133V196H132ZM138 197H139V196H138ZM147 197H148V196H147ZM77 198H78V197H77ZM77 198H76V199H77ZM101 198H102V197H101ZM160 198H161V197H160ZM197 198H198V196H197ZM2 199H3V198H2ZM13 199H14V198H13ZM26 199H27V198H26ZM84 199H85V198H84ZM90 199H91V198H90ZM102 199H103V198H102ZM111 199H112V198H111ZM130 199H131V198H130ZM130 199H129V202H130ZM136 199H137V198H136ZM142 199H143V198H142ZM145 199H146V198H145ZM150 199H151V198H150ZM161 199H162V198H161ZM172 199H173V198H172ZM49 200H50V199H49ZM52 200H53V199H52ZM86 200H87V199H86ZM91 200H92V199H91ZM94 200H95V199H94ZM97 200H98V199H97ZM143 200H144V199H143ZM143 200H142V201H143ZM158 200H159V198H158ZM198 200H199V199H198ZM1 201H2V200H1ZM19 201H20V200H19ZM40 201H41V200H40ZM50 201H51V200H50ZM77 201H78V200H77ZM83 201H84V200H83ZM142 201H140V202H142ZM144 201H146V200H144ZM144 201H143V202H144ZM155 201H156V200H155ZM161 201H162V200H161ZM161 201H160V202H161ZM45 202H46V201H45ZM48 202H49V201H48ZM79 202H80V201H79ZM81 202H82V201H81ZM84 202H85V201H84ZM138 202H139V201H138ZM143 202H142V204H143ZM147 202H148V201H147ZM150 202H151V201H150ZM162 202H164V201H162ZM193 202H194V201H193ZM12 203H13V202H12ZM100 203H101V202H100ZM102 203H103V202H102ZM131 203H132V202H131ZM154 203H155V202H154ZM170 203H171V201H170ZM30 204H31V203H30ZM46 204H47V203H46ZM48 204H50V203H48ZM48 204H47V205H48ZM54 204H55V203H54ZM54 204H53V205H54ZM171 204H172V203H171ZM179 204H180V203H179ZM183 204H184V203H183ZM194 204H195V202H194ZM53 205H52V206H53ZM56 205H57V204H56ZM73 205H74V204H73ZM76 205H77V204H76ZM79 205H80V204H79ZM86 205H87V204H86ZM96 205H97V203H96ZM99 205H100V204H99ZM149 205H150V204H149ZM149 205H148V206H149ZM152 205H153V204H152ZM199 205H200V204H199ZM60 206H61V205H60ZM160 206H161V205H160ZM201 206H202V205H201ZM39 207H40V206H39ZM49 207H50V206H49ZM83 207H84V206H83ZM93 207H94V206H93ZM109 207H110V206H109ZM141 207H142V206H141ZM172 207H173V206H172ZM34 208H35V207H34ZM34 208H31V209L34 210ZM51 208H52V207H51ZM54 208H56V206H54ZM65 208H66V207H65ZM84 208H85V207H84ZM113 208H114V207H113ZM148 208H150V207H148ZM153 208H154V206H153ZM153 208H152V209H153ZM167 208H168V207H167ZM21 209H22V208H21ZM44 209H47V208H44ZM81 209H82V208H81ZM138 209H139V208H138ZM163 209H164V208H163ZM169 209H170V208H168V211H169ZM173 209H174V208H173ZM173 209H171V211H172ZM10 210H11V209H10ZM28 210H29V209H28ZM48 210H49V209H48ZM144 210H145V209H144ZM146 210H148V209L146 208ZM36 211H38V210H36ZM54 211H55V210H54ZM79 211H80V210H79ZM83 211H84V210H83ZM98 211H99V210H98ZM102 211H103V210H102ZM102 211H101V212H102ZM149 211H150V210H149ZM166 211H167V210H166ZM2 212H3V211H2ZM22 212H23V211H22ZM55 212H56V211H55ZM75 212H76V211H75ZM88 212H89V211H88ZM90 212H91V211H90ZM95 212H96V211H95ZM128 212H129V211H128ZM153 212H154V210H153ZM156 212H157V210H156ZM46 213H47V212H46ZM65 213H66V212H65ZM65 213H64V214H65ZM69 213H70V212H69ZM71 213H72V212H71ZM109 213H110V212H109ZM109 213H108V214H109ZM151 213H152V212H151ZM164 213H165V212H164ZM169 213H170V212H169ZM24 214H25V213H24ZM82 214H83V213H82ZM149 214H150V213H149ZM155 214H156V213H155ZM160 214H161V213H160ZM27 215H29V214H27ZM35 215H36V214H35ZM71 215H73V214H71ZM74 215H75V214H74ZM100 215H101V214H100ZM102 215H103V214H102ZM102 215H101V216H102ZM115 215H116V214H115ZM125 215H126V214H125ZM127 215H128V213H127ZM133 215H134V214H133ZM145 215H146V214H145ZM161 215H162V214H161ZM22 216H23V214H22ZM36 216H37V215H36ZM53 216H54V215H53ZM57 216H58V215H57ZM80 216H81V215H80ZM85 216H87V215H85ZM92 216H93V215H92ZM117 216H118V215H117ZM163 216H164V215H163ZM170 216H171V215H170ZM63 217H64V216H63ZM73 217H74V216H73ZM89 217H90V216H89ZM121 217H123V216H121ZM124 217H125V216H124ZM153 217H154V216H153ZM153 217H152V218H153ZM168 217H169V216H168ZM258 217H259V216H258ZM57 218H58V217H57ZM71 218H72V217H71ZM98 218H99V217H98ZM102 218H103V217H102ZM131 218H132V217H131ZM155 218H156V216H155ZM108 219H109V218H108ZM122 219H123V218H122ZM129 219H130V217H129ZM136 219H137V218H136ZM161 219H162V218H161ZM74 220H75V219H74ZM74 220H73V222H74ZM77 220H78V219H77ZM110 220H112V219H110ZM150 220H151V219H150ZM173 220H174V219H173ZM255 220H257V219H255ZM6 221H7V220H6ZM11 221H12V220H11ZM60 221H61V220H60ZM104 221H105V220H104ZM108 221H109V220H108ZM121 221H122V220H121ZM153 221H155V220L153 219ZM156 221H157V220H156ZM164 221H165V220H164ZM262 221H263V220H262ZM70 222H71V221H70ZM73 222H72V223H73ZM119 222H120V221H119ZM131 222H133V221H131ZM147 222H149V221H147ZM172 222H173V221H172ZM184 222H185V221H184ZM184 222H183V223H184ZM256 222H258V221H256ZM263 222H264V221H263ZM18 223H19V222H18ZM22 223H23V221H22ZM41 223H42V221H41ZM52 223H53V222H52ZM76 223H77V222H76ZM124 223H125V222H124ZM163 223H164V222H163ZM7 224H8V223H7ZM49 224H50V223H49ZM58 224H60V223H58ZM108 224H109V223H107V225H108ZM115 224H116V223H115ZM120 224H121V223H120ZM135 224H136V223H135ZM165 224H167V222H165ZM261 224H262V223H261ZM263 224H264V223H263ZM44 225H45V224H44ZM69 225H70V224H69ZM75 225H76V224H75ZM77 225H78V224H77ZM116 225H117V224H116ZM157 225H158V222H157ZM157 225H156V226H157ZM52 226H53V225H52ZM52 226H51V227H52ZM80 226H81V225H80ZM103 226H104V225H103ZM114 226H115V225H114ZM124 226H125V225H124ZM131 226H132V225H131ZM133 226H134V225H133ZM133 226H132V227H133ZM158 226H159V225H158ZM164 226H165V225H164ZM164 226H163V227H164ZM171 226H172V225H171ZM173 226H174V225H173ZM173 226H172V227H173ZM62 227H63V226H62ZM122 227H123V226H122ZM160 227H161V226H160ZM166 227H167V225L163 228L164 231H165V228H166ZM262 227H263V226H262ZM45 228H46V227H45ZM76 228H77V227H76ZM76 228H75V229H76ZM101 228H102V227H101ZM129 228H131V227H129ZM129 228H128V229H129ZM152 228H153V227H152ZM158 228H159V227H158ZM169 228H170V226H169ZM37 229H38V228H37ZM40 229H41V228H40ZM65 229H66V228H65ZM88 229H89V228H88ZM92 229H94V228H92ZM99 229H100V228H99ZM125 229H126V228H125ZM125 229H124V230H125ZM128 229H127V231H128ZM15 230H16V229H15ZM45 230H46V232H47V229H45ZM49 230H50V228H49ZM53 230H54V229H53ZM57 230H58V229H57ZM119 230H120V228H119ZM121 230H122V229H121ZM158 230H159V229H158ZM171 230H172V229H171ZM12 231H13V230H12ZM58 231H59V230H58ZM72 231H73V230H72ZM106 231H107V229H106ZM122 231H123V230H122ZM122 231H121V232H122ZM127 231H126V232H127ZM139 231H140V230H139ZM161 231H162V230H161ZM166 231H167V230H166ZM166 231H165V232H166ZM168 231H169V230H168ZM218 231H221V230H218ZM4 232H5V231H4ZM52 232H53V231H52ZM61 232H62V231H61ZM86 232H87V231H86ZM110 232H111V231H110ZM118 232H119V231H118ZM131 232H132V231H131ZM140 232H141V231H140ZM171 232H172V231H171ZM205 232H206V231H205ZM30 233H31V232H30ZM49 233H50V231H49ZM87 233H88V232H87ZM105 233H106V232H105ZM218 233H219V232H218ZM1 234H2V233H1ZM19 234H20V233H19ZM45 234H46V233H45ZM67 234H68V233H67ZM81 234H82V233H81ZM98 234H99V233H98ZM123 234H124V233H123ZM220 234H221V233H220ZM24 235H25V234H24ZM42 235H43V234H42ZM10 236H11V235H10ZM20 236H21V235H20ZM44 236H45V235H44ZM88 236H89V234H88ZM207 236H208V235H207ZM207 236H206V237H207ZM222 236H223L224 238H226L224 235H222ZM226 236H227V235H226ZM26 237H27V236H26ZM69 237H71V236H69ZM79 237H80V236H79ZM85 237H86V235H85ZM120 237H121V235H120ZM123 237H125V236H123ZM138 237H139V236H138ZM203 237H204V236H203ZM206 237H204V238H206ZM50 238H51V237H50ZM53 238H55V237H53ZM94 238H95V236H94ZM220 238H221V235H220ZM227 238H228V237H227ZM18 239H19V238H18ZM119 239H120V238H119ZM136 239H137V238H136ZM228 239H229V238H228ZM37 240H38V239H37ZM37 240H36V241H37ZM69 240H70V239H69ZM147 240H148V239H147ZM150 240H151V239H150ZM152 240H153V239H152ZM152 240H151V241H152ZM207 240H208V239H207ZM223 240L225 241V239H223ZM39 241H40V240H39ZM49 241H50V240H49ZM58 241H59V240H58ZM72 241H73V240H72ZM82 241H83V240H82ZM95 242H96V241H95ZM119 242H120V241H119ZM122 242H123V241H122ZM122 242H121V243H122ZM124 242H125V241H124ZM163 242H164V241H163ZM167 242H168V241H167ZM38 243H39V242H38ZM63 243H64V242H63ZM88 243H89V242H88ZM153 243H154V242H153ZM222 243H223V242H222ZM43 244H44V243H43ZM72 244H73V243H72ZM75 244H76V243H75ZM119 244H120V243H119ZM147 244H148V243H147ZM147 244H146V245H147ZM36 245H37V244H36ZM45 245H46V244H45ZM64 245H65V244H64ZM68 245H69V244H68ZM99 245H100V244H99ZM115 245H116V244H115ZM122 245H123V244H122ZM126 245L129 246V244H126ZM126 245H125V246H126ZM143 245H144V244H143ZM156 245H157V244H156ZM163 245H164V244H163ZM168 245H171V244H168ZM87 246H88V245H87ZM89 246H90V245H89ZM96 246H97V245H96ZM102 246H103V245H102ZM154 246H155V245H154ZM80 247H81V246H80ZM144 247H145V246H144ZM37 248H39V247H37ZM41 248H42V246H41ZM45 248H46V247H45ZM61 248H62V247H61ZM75 248H76V247H75ZM101 248H102V247H101ZM139 248H140V247H139ZM155 248H156V247H155ZM168 248H169V247H168ZM23 249H25V248H23ZM31 249H32V248H31ZM42 249H43V248H42ZM51 249H52V245H51ZM51 249H50V250H51ZM59 249H60V248H59ZM92 249H93V248H92ZM97 249H98V248H97ZM141 249H142V248H141ZM8 250H9V249H8ZM48 250H49V249H48ZM66 250H67V249H66ZM89 250H90V249H89ZM116 250H117V249H116ZM131 250H132V249H131ZM134 250H135V249H134ZM164 250H165V249H164ZM97 251H98V250H97ZM132 251H133V250H132ZM152 251H153V250H152ZM168 251H169V250H168ZM33 252H34V251H33ZM36 252H37V250H36ZM101 252H102V251H101ZM126 252H127V251H126ZM126 252H125V254H126ZM135 252H136V251H135ZM68 253H69V252H68ZM75 253H76V252H75ZM102 253H103V252H102ZM108 253H109V252H108ZM136 253H137V252H136ZM154 253H155V252H154ZM52 254H53V253H52ZM64 254H65V253H64ZM73 254H74V253H73ZM80 254H81V253H80ZM122 254H123V253H122ZM122 254H121V255H122ZM172 254H173V253H172ZM174 254H175V253H174ZM38 255H39V254H38ZM74 255H75V254H74ZM118 255H119V254H118ZM121 255H120V256H121ZM137 255H138V254H137ZM163 255H164V254H163ZM47 256H48V255H47ZM77 256H78V255H77ZM80 256H81V255H80ZM106 256H107V255H106ZM145 256H149L150 258L153 257L152 255H151V256H152V257H151L149 254H148V255L146 254ZM145 256H144V257H145ZM156 256H157V255H156ZM166 256H168V255H166ZM34 257H35V256H34ZM36 257H37V256H36ZM163 257H164V256H163ZM32 258H33V257H32ZM32 258H31V259H32ZM38 258H39V257H38ZM68 258H69V257H68ZM105 258H106V257H105ZM108 258H109V257H108ZM126 258H127V257H126ZM138 258H139V257H138ZM65 259H66V258H65ZM100 259H101V258H100ZM110 259H111V258H110ZM153 259H154V258H153ZM156 259H158V258L155 257L154 260H156ZM37 260H38V259H37ZM63 260H64V259H63ZM90 260H91V259H90ZM103 260H104V259H103ZM174 260H176V259H174ZM174 260H173V261H174ZM178 260H179V259H178ZM178 260H176V261H178ZM27 261H28V260H27ZM40 261H43V260H40ZM57 261H58V260H57ZM99 261H100V260H99ZM128 261H129V260H128ZM135 261H136V260H135ZM137 261H138V260H137ZM143 261H144V260H143ZM185 261H186V260H185ZM259 261H260V260H259ZM263 261H264V260H263ZM44 262H46V261H44ZM69 262H70V261H69ZM82 262H83V261H82ZM84 262H85V260H84ZM93 262H94V261H93ZM116 262H117V261H116ZM116 262H115V263H116ZM124 262H125V261H124ZM156 262H157V260H156ZM170 262H171V261H170ZM8 263H9V262H8ZM27 263H28V262H27ZM40 263H41V262H40ZM46 263H47V262H46ZM112 263H113V262H112ZM121 263H122V261H121ZM143 263H144V262H143ZM150 263H151V262H150ZM150 263H149V264H150ZM174 263H175V262H174ZM176 263H178V262H176ZM35 264H37V263H35ZM38 264H39V263H38ZM74 264H75V263H74ZM104 264H105V263H104ZM119 264H120V263H119ZM141 264H142V262H141ZM152 264H153V263H152ZM172 264H173V263H172ZM180 264H181V263H180ZM191 264H192V262H191ZM262 264H263V263H262Z\"/></svg>",
  "mask_w": 264,
  "mask_h": 264
}]
</instances>
